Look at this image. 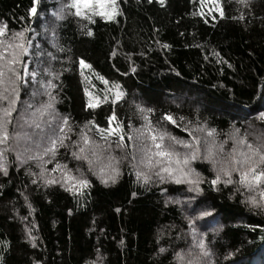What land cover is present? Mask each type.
Returning a JSON list of instances; mask_svg holds the SVG:
<instances>
[{
    "label": "trees",
    "instance_id": "16d2710c",
    "mask_svg": "<svg viewBox=\"0 0 264 264\" xmlns=\"http://www.w3.org/2000/svg\"><path fill=\"white\" fill-rule=\"evenodd\" d=\"M70 3L36 0V11L29 14L32 0H0V25H7L8 34L24 31L29 41L19 113L13 114L10 140L0 145L7 148L0 172V264H176L174 253H198L191 246L201 237L209 251L201 258L205 264H264V210L248 204L249 193L239 185L220 183L213 191L208 181L214 173L202 158L190 162L202 180L197 194L187 184L161 182L155 175L146 184L138 181L134 147L111 145L119 176L107 185L98 179L109 164L107 153L95 159L88 152L91 170L71 155L82 132L99 142L93 125L107 127L113 114L127 144L129 123L135 128L144 123L137 105L153 109L146 113L152 123L160 121L161 128L185 141L191 140L187 132L161 120L165 112L181 127L206 122L225 151L232 146L225 134L233 127L241 134L264 130L258 119L264 112V0L247 6L220 0L223 16L210 13L200 0H116L114 19L96 16L92 23L76 16ZM80 60L89 67L81 68ZM115 84L124 95L114 104ZM47 103L51 115L29 117V104ZM19 114L29 119L23 128L14 127ZM25 134L45 144L63 136L69 147L58 144L55 157L29 159L42 147ZM175 148L182 155L188 151ZM56 163L89 186L73 192L59 183L45 187L41 166L58 180L61 172L52 171ZM201 211L210 215L194 220L193 229L188 219Z\"/></svg>",
    "mask_w": 264,
    "mask_h": 264
},
{
    "label": "snow or ice",
    "instance_id": "6c2138e0",
    "mask_svg": "<svg viewBox=\"0 0 264 264\" xmlns=\"http://www.w3.org/2000/svg\"><path fill=\"white\" fill-rule=\"evenodd\" d=\"M157 2L163 4V0H157ZM250 2L251 0H237V3L245 6ZM200 3L202 6H208L210 13H218L223 16L220 0H200ZM35 4L36 0H32V7L28 10L29 14L35 13ZM67 7L74 9L76 16L87 19L89 23H92V18L96 16L101 19L112 20L118 14L116 0H71ZM201 14L203 15L202 9ZM60 18L61 16L58 14L57 19ZM87 34L92 35L90 30ZM28 43L29 41L25 39L24 31H13L8 34L7 25H0V145H6L10 140L9 127L13 126V114L19 113L17 103L21 91V73L28 68V65L22 62V58L28 55ZM80 66L81 68L89 67L83 60H80ZM31 76L35 80L36 72L34 70L31 72ZM27 86L25 81L24 87ZM41 87H44L43 83H41ZM48 87H53V85L49 83ZM113 88L116 89L112 100V103L115 104L124 93L119 90L120 86L118 84L113 85ZM38 94V91L34 89L33 96ZM97 105L98 102L91 103L89 107L95 108ZM28 108L33 109L29 117H33L36 114L43 116L45 113L51 115L48 110L52 109V105L47 103L42 104L39 108H33V105L29 104ZM153 111L151 108L145 109L137 105V112L144 123L138 128L133 127L129 123L127 144L124 143V133L121 125L113 123L117 119L115 114L108 116L107 120L109 123L107 127H96L93 125L96 133L99 134V142L83 135L82 132L80 137L82 143L77 145L75 151L71 152L72 157L78 161H84L89 165V170H91L94 159L89 158L88 152L95 159L107 153L109 164L101 167L98 179L105 185L109 181L114 184L119 176V169L112 163L114 158L111 155V145L115 143L116 148L121 150L126 147H134L135 153L132 156V164L137 168L135 175L138 181L146 184L152 178V175H155L161 182L170 179L176 184H187L189 186L188 191L196 192L197 194L201 192L199 185L202 180L199 173H196L191 168L190 162L202 158L210 165L211 171L214 173L213 178L208 181L213 191H218L217 185L220 183L239 185V189L249 193L247 203L264 210V130L250 132L245 129L243 134H241V128L233 127L230 133L225 134V141L230 140L232 145L229 150L225 151L224 141L217 143L215 138L216 130L207 127L206 122L200 123L197 121L196 125L191 128L188 125L181 127L173 115L165 112L161 120L166 121L173 127L180 128L181 131L187 132L191 140L185 141L161 128L160 121L153 124L146 114ZM258 119L264 123V112L259 114ZM62 120L63 124L66 125L68 122L67 118H62ZM180 120L183 121L184 117L181 116ZM28 123L29 119L24 114H19L16 117L14 127L23 128ZM87 123L92 125V121ZM36 127L39 128V124ZM60 131L63 132L62 126ZM197 133H203V135L200 136ZM249 136L252 139H249ZM113 137L116 139L113 140ZM12 139H15V137H12ZM25 139L35 144L37 148L42 147L40 155L29 156V159L42 160L44 155L49 154L55 157L58 144L65 148L69 147L64 144L66 137L63 136L49 137L46 144L27 134H25ZM72 143L76 144L75 141ZM176 145H180L188 151L182 155L176 150ZM28 150V148L25 149V151ZM5 151H7V148L0 150V172L5 171ZM17 159H20L19 155ZM57 170L61 172L58 180L46 176L44 174L45 170L41 166L39 176L45 187L59 183L61 187H65L66 191L73 192L89 186L87 179L73 176L67 166L56 163L52 171ZM76 171L79 172V169ZM233 174L238 177V180L233 179ZM32 183H36V180H33ZM241 195H243V192H241ZM209 215L208 211H201L197 216L189 218L188 224L194 229V220ZM191 247L198 248L199 252L194 254L189 250L184 255L179 251L175 252L174 259L176 264H205V261L201 258L208 257L209 251L205 247L203 238L201 237ZM160 251L163 252L164 249H160Z\"/></svg>",
    "mask_w": 264,
    "mask_h": 264
},
{
    "label": "rangeland",
    "instance_id": "374dc122",
    "mask_svg": "<svg viewBox=\"0 0 264 264\" xmlns=\"http://www.w3.org/2000/svg\"><path fill=\"white\" fill-rule=\"evenodd\" d=\"M59 9H61V7L59 6ZM25 39H26V35H25ZM29 46V44H27V47ZM24 75H26V73H25V71H24ZM33 89H35V88H33ZM43 91H45V88H44V90ZM21 138V140H22V137H20ZM254 264H256V263H254Z\"/></svg>",
    "mask_w": 264,
    "mask_h": 264
}]
</instances>
